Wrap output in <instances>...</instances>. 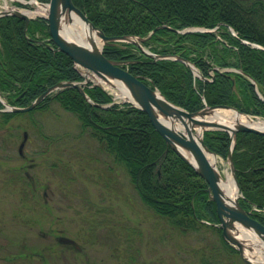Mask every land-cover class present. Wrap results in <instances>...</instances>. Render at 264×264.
Listing matches in <instances>:
<instances>
[{"label": "trees", "instance_id": "obj_1", "mask_svg": "<svg viewBox=\"0 0 264 264\" xmlns=\"http://www.w3.org/2000/svg\"><path fill=\"white\" fill-rule=\"evenodd\" d=\"M73 1L108 36H146L155 29L143 44L163 57L123 41L109 42L104 53L127 60L132 73L145 78L168 100L189 111L206 104H227L264 117V48L252 45L264 46V0ZM25 25L26 20L15 15L0 17V93L16 106L29 105L60 81L83 79L72 57L55 49L49 40L45 17L31 19L26 29ZM193 26L208 29L175 30ZM181 58L194 63L205 76L214 68V76L211 80L195 76ZM85 90L95 104L77 88L66 87L48 94L32 111L58 101L124 165L141 199L157 214L183 232L215 227L217 205L207 192L208 182L168 146L148 114L131 102L100 106L113 100L100 85L90 82ZM19 113L0 115L7 121ZM204 141L219 156L228 158L232 141L228 131L205 130ZM232 155L242 193L240 203L247 210L260 208L253 215L264 224V134L239 131ZM215 228L225 246L238 252L225 241L221 227Z\"/></svg>", "mask_w": 264, "mask_h": 264}, {"label": "rangeland", "instance_id": "obj_2", "mask_svg": "<svg viewBox=\"0 0 264 264\" xmlns=\"http://www.w3.org/2000/svg\"><path fill=\"white\" fill-rule=\"evenodd\" d=\"M41 1L46 2L0 0V8L35 11ZM154 31L138 37L148 39ZM120 41L130 42H114ZM80 70L117 103L129 102L95 73ZM199 72L203 77L194 75L211 80ZM219 159L225 176L229 160ZM215 227L183 232L157 214L124 165L58 101L7 121L0 115V264H245ZM60 236L77 244L63 243Z\"/></svg>", "mask_w": 264, "mask_h": 264}, {"label": "water", "instance_id": "obj_3", "mask_svg": "<svg viewBox=\"0 0 264 264\" xmlns=\"http://www.w3.org/2000/svg\"><path fill=\"white\" fill-rule=\"evenodd\" d=\"M72 11H75L86 22H88L90 25H92L95 29L98 30L99 35L104 40V44L109 43L110 41L128 40L141 46V42L146 40L148 36H107L101 28L97 27L88 18L86 13L81 8L75 5L73 0L49 1V11L47 14V20L49 23L51 38L57 45V49L70 55L77 65L86 69V73H95L106 82L112 83V80L116 79L117 81H121L122 83H124V85L129 89L134 98V100L129 101L133 102L135 105L143 109L148 114L152 124L154 125L156 130L161 133V135L165 138L169 146L173 150H175L179 155H181L187 162H189L196 169V171L208 182L207 190L210 193V199L216 202L217 213L224 239L230 245L236 247L240 251L245 264H257L254 259L244 255L245 240H241L238 237L237 232L240 227L243 229L250 230L264 243V224L261 223L255 217H253L251 211L246 210L241 205L239 201L240 192L238 193L237 198L235 200H231L226 195H224L219 185L221 180L220 173L208 160L204 153V150L208 152H213L216 155L217 153L210 150V148L207 146L203 138V133L205 129H222L228 131L231 134L233 142L232 147L228 153V160L230 163V170L233 174L235 183L238 187V190H240L239 182L236 175V168L232 156V149L235 143L236 135L239 131H251L264 134V129H260L258 127L248 124H239L230 130V127L226 125H219L217 127L205 128L202 131L201 136L196 139V137L194 136V130H192L191 128H188L187 133H183L174 129L171 126H168L166 123L163 122L161 116L166 118L178 117L183 122H185V117H187L193 122V124L199 123L204 125L206 124V122L200 120L196 116L203 115L207 108L235 107L227 104H220L205 106L204 108L196 111H188L185 108L171 102L161 93L158 88L148 84L146 81H144L145 79L143 77L132 73L126 65L128 63L127 60H117L107 57L104 54L103 46L99 49L89 48L78 42L71 41L65 38L61 33L62 20L68 17ZM6 14H13L24 18L26 20V27L30 19L32 18L27 13L19 9L0 11V16ZM199 29L202 28L188 27L182 30H175L187 32ZM253 45L256 47L264 48V46L257 43H253ZM142 49L148 54L154 55L153 52L144 48ZM181 59L184 60L187 64L191 65V67L194 69L195 74L202 76L199 70L194 67V65L190 61L184 58ZM89 80L90 78L86 75L85 78L81 81H60L48 87L29 105L24 107H18L11 106L3 102L6 107L0 109V111H29L35 108L49 93L55 92L66 87L77 88L83 96H85L90 102H92V104H95L88 97L85 91V85L89 82ZM238 111L241 112L240 110ZM26 138L27 133L25 132L24 139L21 142L19 148L20 152H23V147ZM188 154L191 156V159L188 157ZM61 241L68 243L74 242L73 239L68 237H61Z\"/></svg>", "mask_w": 264, "mask_h": 264}, {"label": "bare ground", "instance_id": "obj_4", "mask_svg": "<svg viewBox=\"0 0 264 264\" xmlns=\"http://www.w3.org/2000/svg\"><path fill=\"white\" fill-rule=\"evenodd\" d=\"M6 7H7V4L3 6L4 9H6ZM22 11L27 13L30 17L40 16V17L46 18L48 11H49V6L48 4H38V9L35 11L26 10V9H22ZM49 32H50V29H49ZM61 33L68 40L78 42L89 48L99 49L102 46L104 48V46L108 44V43L104 44V40L99 35L98 30L95 29L88 22H86L75 11H72L68 17L62 20ZM49 38H51V33H50ZM110 42H113V41H110ZM174 57L177 58L179 56L174 55ZM100 80L104 81L103 79H100ZM106 84L114 86L116 90L120 92V95L123 98L127 100H134L129 89L121 81H117L116 79H113L112 83L106 82ZM102 106H105V104ZM238 110L232 107L207 108V110L205 111L203 115L196 116L200 120L206 122V124L204 125L199 124V123L193 124V122L187 117H185V122H183L178 117L166 118V117L161 116V119L168 126H171L174 129L180 132H183V133H187L188 128H191L192 130H194V136L196 137V139H198L201 136L202 131L205 128L217 127L219 125H226L230 127V130L239 124H248V125L258 127L260 129H264V117L246 114L243 112H239ZM204 153L206 157L208 158V160L215 167V169L220 173L221 180H220L219 185H220L222 192L229 199L235 200L237 198L239 190L235 183L232 172L226 169L225 176H223L220 165H219L220 164L219 156L213 152H208L205 150H204ZM188 157L191 159V156L189 154H188ZM207 192L209 193L208 190ZM208 223H211V222L208 221ZM216 224L217 223H215V225ZM237 233H238V237L241 240H245L244 255L254 259L257 264H264V243L250 230L243 229L240 227ZM237 251L240 253L238 249ZM254 254H257V256H255Z\"/></svg>", "mask_w": 264, "mask_h": 264}]
</instances>
